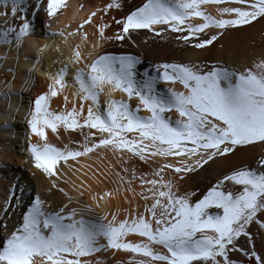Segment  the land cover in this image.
Returning a JSON list of instances; mask_svg holds the SVG:
<instances>
[{
	"label": "snow or ice",
	"instance_id": "6c2138e0",
	"mask_svg": "<svg viewBox=\"0 0 264 264\" xmlns=\"http://www.w3.org/2000/svg\"><path fill=\"white\" fill-rule=\"evenodd\" d=\"M209 5L216 6L218 15L208 11ZM0 7L5 18L0 46L15 51L18 63L21 50L37 35L33 17L44 12L58 19L69 5L67 0H0ZM123 7V0H109L73 31L43 34L60 37L65 45L77 34L87 44L88 26L97 36L92 51L76 44L68 62L43 73L47 90L33 99L27 118V151L34 168L50 180L46 194L55 190L68 203L51 210L36 191L25 204L28 190L19 184L9 188L0 204V264H93L91 257L109 251L128 254L127 264H264V155L253 167L223 173L204 193L180 191L182 181L206 166L228 160L238 150L264 147V51L243 70L219 62H173L157 64L155 75L145 71L143 78H138L142 62L134 55L94 54L104 42L133 41L141 30L165 40L171 33L186 47L209 51L229 31L264 24V0H146L120 19L111 15ZM113 24L118 30L109 34ZM50 49L49 44L36 48L26 86ZM10 58L5 54L0 60ZM5 71L14 81L16 69ZM161 83L164 91L159 90ZM7 87L0 99L20 95L11 91V82ZM111 92L126 98H112ZM58 98L63 105L55 108ZM13 127L5 122L0 131ZM50 133L57 139L66 135L69 142L58 147L49 140ZM107 153L139 160L149 171L97 168L90 176L83 174L76 191L79 196L92 191L96 208H108L116 200L131 205L129 193L138 196L142 208L130 206L123 218L118 209L109 218L91 204L70 208L73 197L57 183L59 165ZM110 175L116 187L105 191L97 192L87 182L103 185ZM17 214L19 221L10 229Z\"/></svg>",
	"mask_w": 264,
	"mask_h": 264
},
{
	"label": "bare ground",
	"instance_id": "6f19581e",
	"mask_svg": "<svg viewBox=\"0 0 264 264\" xmlns=\"http://www.w3.org/2000/svg\"><path fill=\"white\" fill-rule=\"evenodd\" d=\"M109 0H67L69 7L64 11L63 15H60L58 19H50L46 23V30L42 29V21L49 17L44 12H39L35 17L34 26L36 29V37L29 40V42L21 50V55L19 62L15 60V51H9L7 46H0V57L7 54L11 57L7 61L0 60V63L4 64L3 68H0V91H8L7 84L11 82V91L13 93H20V95H13L11 100L0 99V125L5 122L14 125L12 130L0 131V204L3 203L6 195L8 194V189L14 184H19L21 187L26 188L28 191L23 194V200L25 204L28 203L31 198L29 193H35L39 191L44 195L45 199L54 200L58 204L68 203L66 197L61 193H55L47 195V189L50 187V180H46V177L33 166L32 158L30 157L27 146L28 137L30 134V128L27 125V118L29 115V110L32 106L33 99L39 94L47 90L49 81L43 75L47 71L55 72L59 67H62L64 63L68 62V58L71 55V49L76 44H81L82 49L85 52L92 51L91 44L97 41V36L95 34V29L92 26L87 27L88 32V43H82L79 34L75 36L68 37V43L63 44L62 38H44V33L49 31H59L63 29L66 33L73 31L84 19L87 18L91 11H94L97 7L103 6L108 3ZM146 0H136L131 6L123 8L121 11L122 17L136 7L142 6ZM83 4L84 7L81 9L79 6ZM4 9L0 7V11ZM208 11L213 15H218L216 6L209 5ZM4 17H0V27L4 26ZM11 19V18H9ZM45 19V20H46ZM12 23H18V21H12ZM111 31L109 34H112ZM168 38L165 40L163 38H157L152 36L145 30H141L140 34L134 37L133 41L127 43H122L120 47L116 49H109V46L113 41L104 42L101 47L95 49L94 54L106 52L114 55H135L141 60V64L138 65V73L140 74L138 78H143V71L146 68L145 64H157L162 63H213L219 62L221 64H226L231 67H236L243 70L245 67H252L253 61H259V54L264 51V24H257L255 27L246 28L240 31H229L219 44L212 47L209 51L194 50L190 47H186L182 43L174 39V34H167ZM43 44H49L51 49L45 52L44 59L40 66V71L35 74V78L32 81L31 86L25 85L26 73L29 68H31L34 62V57L36 55V48L42 46ZM221 44L223 47H221ZM59 47L61 52H57L54 49ZM27 55L29 59L26 61L24 55ZM138 56H137V55ZM148 56L146 57V55ZM142 58V59H141ZM54 61L58 63H53ZM11 67L16 69V76L14 81L12 80V74L5 71L6 68ZM76 66H73V69ZM159 90L164 91L165 86L163 83L158 86ZM177 90H183L180 85H175ZM73 90H69V95ZM112 98L122 99L126 98L120 92H111L108 94ZM107 97H105L106 99ZM135 103V102H133ZM63 105L62 99H57L53 102V107L60 108ZM79 136L73 137V139L78 140ZM35 137H32V141L35 142ZM49 140L58 147L69 142V138L66 135H62L61 139H57L55 136L49 134ZM256 153L254 148L249 147L246 150H238L235 155L231 156L228 160H218L215 164L206 166L205 169L199 171L197 174L190 175L187 179L181 182L180 191L181 193L187 192V188L190 187V180L197 179V193L206 192L212 184H214L218 177L223 173L230 171L233 168H238L242 166L253 167L256 164L258 157L264 155V147L257 145ZM119 155H112L107 153L103 158L92 157V158H81L79 163L69 162L68 165H59V179L57 183L64 187L66 191L70 193L73 197L72 203L69 207H79L81 204H91L94 210L100 215H103L106 211L109 213V218H111V213L119 210L118 215L123 218L125 215V209L130 206L140 205L142 208L143 201L136 198L132 199V204L124 202L123 200H116L113 205L108 208H96L95 203L92 201V191H85L83 196H79L76 191V187H80V181L84 179V173L88 172L89 176L91 171L97 168L107 169L109 165H114L113 171H120L122 167H126L123 164L125 162H120L123 159H119ZM124 158V157H123ZM24 161H28L31 164V168L36 170L35 174H27L18 168H13L15 164L23 166ZM2 165H7L3 167ZM12 172H16L18 177H13ZM171 175V174H169ZM49 181L46 186L43 184V180ZM93 184V189L97 192L105 191L110 188L116 187L114 175H110L108 181L103 185H97L91 180L87 181ZM47 184V183H46ZM195 185V184H194ZM75 186V187H74ZM189 190V189H188ZM139 192V188L137 189ZM79 201V203H77ZM53 202V201H52ZM49 204V203H48ZM52 204V203H51ZM19 221V215L12 217L9 223V228L11 229ZM259 247V243L257 245ZM93 264L96 261H102L103 264H117L118 261L127 264L130 259L128 254L123 252H117L113 254L111 251L106 253H99L95 257H91Z\"/></svg>",
	"mask_w": 264,
	"mask_h": 264
},
{
	"label": "rangeland",
	"instance_id": "374dc122",
	"mask_svg": "<svg viewBox=\"0 0 264 264\" xmlns=\"http://www.w3.org/2000/svg\"><path fill=\"white\" fill-rule=\"evenodd\" d=\"M136 0H123V4H124V7L123 8H126V7H128V6H131L134 2H135ZM111 15L112 16H114V17H116L117 19H120V18H122V13H121V11H113L112 13H111ZM46 19V18H45ZM43 20L42 21V29L43 30H46V23L48 22V20H50V18L49 19H46V20ZM118 29H117V27H116V25H114L113 24V27H112V30L111 31H113V32H115V31H117ZM121 42H118V41H113L112 43H111V45L109 46V49L108 50H110V49H116V48H118V47H120L121 46ZM104 52V51H103ZM103 52H101V53H103ZM134 55H135V53H134ZM137 55V54H136ZM138 56V55H137ZM148 56V54L146 55V57ZM142 59V58H141ZM146 65V68L143 70V71H149L151 74H153V75H155V71H154V69H155V66L152 64H145ZM80 139V137L78 138V140ZM253 148H254V151H255V153H256V148H257V145L256 146H252ZM251 147V148H252ZM119 159H122L121 157L119 158ZM120 162H125V163H123V164H127V165H125L126 167H135L136 169H138V171H141V172H147V171H149V169H148V166H146V165H144L143 163H141L139 160H133V161H128V157L125 155L124 156V158H123V160H121ZM14 167L13 168H18V169H20V170H23L24 171V166L27 168V169H25V173H27V174H35L36 173V170L34 169V168H31L30 166H31V164L28 162V161H24V163H23V166H19V165H17V164H15V165H13ZM13 177H15V175H16V177H18V174L16 173V172H12V174H11ZM46 180H48V178H46ZM45 179L43 180V184H45L46 186L49 184L48 182L49 181H46ZM191 182H190V187L189 188H187L186 190H187V192H189V193H191V192H197L196 190H197V179L195 180V179H192V180H190ZM47 183V184H46ZM195 184V185H194ZM11 188V187H10ZM137 189H138V187H137ZM189 189V190H188ZM53 192H55V193H57L55 190H53ZM53 192H52V194H53ZM59 193V192H58ZM51 195V194H50ZM7 196V195H6ZM47 200V202L49 203V205L51 206V210H55V209H57L58 208V204H57V202L55 201L54 202V200H50V201H48L49 199H46ZM53 201V202H52ZM52 203V204H51Z\"/></svg>",
	"mask_w": 264,
	"mask_h": 264
}]
</instances>
